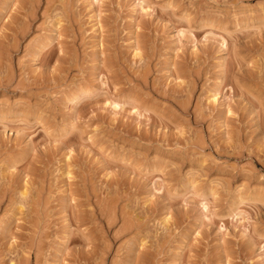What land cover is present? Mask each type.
<instances>
[{
	"label": "rangeland",
	"instance_id": "rangeland-1",
	"mask_svg": "<svg viewBox=\"0 0 264 264\" xmlns=\"http://www.w3.org/2000/svg\"><path fill=\"white\" fill-rule=\"evenodd\" d=\"M0 264H264V0H0Z\"/></svg>",
	"mask_w": 264,
	"mask_h": 264
},
{
	"label": "bare ground",
	"instance_id": "bare-ground-1",
	"mask_svg": "<svg viewBox=\"0 0 264 264\" xmlns=\"http://www.w3.org/2000/svg\"><path fill=\"white\" fill-rule=\"evenodd\" d=\"M23 192H24V191H23ZM23 194L25 195V194H26V192H24ZM27 194H28V193H27ZM24 195H23V196H24ZM23 196H22V197H23ZM26 220H27V218H26ZM21 227H22V226H21ZM21 234H22V233H21Z\"/></svg>",
	"mask_w": 264,
	"mask_h": 264
}]
</instances>
